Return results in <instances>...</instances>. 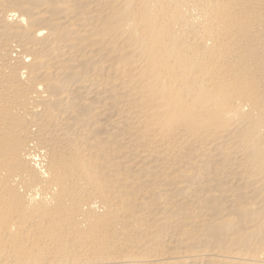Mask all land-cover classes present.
Masks as SVG:
<instances>
[{"label":"bare ground","instance_id":"bare-ground-1","mask_svg":"<svg viewBox=\"0 0 264 264\" xmlns=\"http://www.w3.org/2000/svg\"><path fill=\"white\" fill-rule=\"evenodd\" d=\"M0 264H264V0H0Z\"/></svg>","mask_w":264,"mask_h":264}]
</instances>
